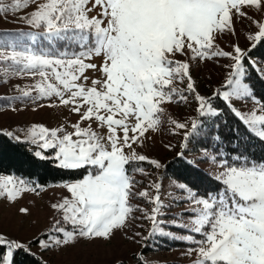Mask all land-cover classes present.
<instances>
[{"label":"snow or ice","instance_id":"snow-or-ice-1","mask_svg":"<svg viewBox=\"0 0 264 264\" xmlns=\"http://www.w3.org/2000/svg\"><path fill=\"white\" fill-rule=\"evenodd\" d=\"M0 14L27 26L0 31L3 83L31 80L14 85L7 107L17 111L19 100L76 117L31 123L23 135L0 130L62 173L54 184L0 176L9 205L61 190L48 223L27 236L32 209L16 208L15 230H0V264H52L59 254L58 264L102 255L125 264L121 240L141 249L133 264H159L142 251L157 235L187 245L188 264H264V0H0ZM238 23L248 26L244 47L231 40ZM209 62L223 71L202 94L191 69ZM190 98L192 113L173 118L168 106ZM161 131L180 137L162 145L171 161L147 151ZM165 179L184 194L168 192L167 204ZM180 202L172 220L159 219ZM135 221H148L146 231Z\"/></svg>","mask_w":264,"mask_h":264},{"label":"rangeland","instance_id":"rangeland-1","mask_svg":"<svg viewBox=\"0 0 264 264\" xmlns=\"http://www.w3.org/2000/svg\"><path fill=\"white\" fill-rule=\"evenodd\" d=\"M27 26L18 22H14V17L9 14L7 19H5L3 14H0V31L8 30L15 31L18 29L26 28ZM247 24L241 25L237 24V36L231 37L233 42H238L241 47L246 45V38L244 32L247 30ZM229 38L226 37L222 42V47L227 48ZM222 69L219 65H216L212 62L207 64H202L199 67L193 66L191 69V74L197 81L198 90L202 94L210 92L211 88L216 85L217 82L221 80ZM26 83H31V80L28 78H11V84L9 86L6 83H3L2 73H0V130L12 131L17 135H23V132L20 129H25L31 123H43L46 126L52 127L55 126L59 121H62L65 117L70 120H75V115H69L66 109H54L50 107H41L33 111V106L31 103H25L22 105L19 100L12 101L11 103L16 107L17 111H12L11 108L7 107L9 101L7 97L15 96L18 93L14 85L19 84L23 86ZM40 103L46 104V101H41ZM194 102L189 104H179V105H169L168 111L173 116V118L184 119L188 114L192 113L194 107ZM180 137L173 136L170 133L161 131L158 134L153 135V139L148 142L147 151L149 155L158 156L168 161L172 160L174 153L168 152L163 149V143L172 142L176 143ZM14 141V140H13ZM34 147L33 145H31ZM191 146V145H190ZM50 155V153H46ZM146 166V164H145ZM205 166L201 165L203 169ZM5 174H0L4 176ZM136 179H142L138 174ZM147 185V181H144V187ZM60 189L55 187H50L45 189L41 196H34L31 193L25 194L24 198L19 200L16 204L9 205L4 198H0V230L9 231L15 230L20 217L16 213V208L19 206H27L32 209V216L23 218V235L27 236L31 233H34L38 229H42L46 223H48L47 216L50 213V209L47 207L48 203L51 200H54L57 197V194L60 193ZM168 192H172L174 196L180 197L184 194L169 188L168 180H164V188L161 192V199L167 204L170 202V197L167 195ZM133 203L142 204L144 207H150L147 202L142 199L134 200ZM186 207L185 203L180 202L176 206L171 208L163 209L165 215L159 217L162 221H169L174 218L173 215L180 212ZM140 215V213H136ZM134 224H140L143 227L134 229L137 231L145 232L146 228L149 225L148 221H135ZM165 227L166 231H172L179 233L181 230L176 227H169L167 224L162 225ZM187 245L182 244L179 241L169 240L167 238L160 237L157 235L155 238L148 241V245L142 249L146 257L154 258L155 261H158L159 264H188L189 257L182 255L185 252ZM139 249L138 245L128 243L127 241H120L119 247L117 249V254L122 255L127 264H133L131 260V253ZM52 264H58L59 261L64 259L63 254L52 255L50 257ZM98 264H110V260L107 256H101L99 258Z\"/></svg>","mask_w":264,"mask_h":264},{"label":"trees","instance_id":"trees-1","mask_svg":"<svg viewBox=\"0 0 264 264\" xmlns=\"http://www.w3.org/2000/svg\"><path fill=\"white\" fill-rule=\"evenodd\" d=\"M220 131L222 136L229 134L227 127L221 128ZM30 149H34L30 144L16 142L5 135H0V174L23 176L41 183H56L62 173L56 170L49 160L35 157ZM172 167L175 168L177 165ZM167 175H172L171 169Z\"/></svg>","mask_w":264,"mask_h":264}]
</instances>
